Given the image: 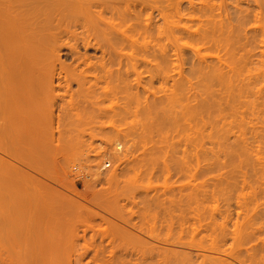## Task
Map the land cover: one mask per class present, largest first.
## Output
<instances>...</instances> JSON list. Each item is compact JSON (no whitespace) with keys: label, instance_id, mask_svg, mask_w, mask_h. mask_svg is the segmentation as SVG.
Returning a JSON list of instances; mask_svg holds the SVG:
<instances>
[{"label":"bare ground","instance_id":"obj_1","mask_svg":"<svg viewBox=\"0 0 264 264\" xmlns=\"http://www.w3.org/2000/svg\"><path fill=\"white\" fill-rule=\"evenodd\" d=\"M165 40L168 42L162 43ZM65 62L78 68L84 64L80 68L89 76H95L97 70L100 79L136 90V79L129 78L130 62L165 63L163 81L179 76L181 95L175 98L173 93L167 96L164 91L168 103L148 104L145 100L142 106L146 107L140 108V113L164 120L168 109L178 106L192 121L190 142L195 141L192 144L196 146L190 157L195 161L189 158V162L195 165L189 166L192 172L187 168L189 180L184 183L187 190L192 188L177 196H166V202L150 199L157 207L148 203L150 197L146 202L142 200L156 210L151 208L153 212L145 205L137 206L134 197L127 198L138 209L125 215V203H120L123 199L117 194L108 195L110 199L103 195L105 201L101 193L93 190L95 183L117 185L118 167H112L111 161L122 162L124 155L114 149L92 166L89 184L84 186V192L76 194L101 207H111V201L113 208L107 211L116 221L97 215L76 199L66 201L62 193H55L53 203L45 204L39 198L36 206L27 208L30 200L23 197V192H0V200L23 207L36 220L17 225L16 229L8 228L9 250L16 251L8 257L12 255L16 261L11 262L14 257H10L5 264H84L81 261L87 255L98 264H264V220L252 221L255 204L251 217L250 212L246 215L241 210L232 217L227 208L220 210L210 205L207 209L204 201L213 195L206 176L218 166L220 158H224L223 166L227 159H235L238 165L231 163L239 167L241 179L248 176V168L252 172L257 166L264 169L260 153L264 143V0H0V166L9 172L21 171L15 163H22L23 148L29 145V155L33 151L31 130L41 125H59L58 120H41L39 115L44 108L43 99L53 97L45 103L46 109L58 96L62 68L67 72ZM184 62L190 64L186 70L182 68ZM90 69L95 75L88 72ZM81 70H76L75 75ZM54 78L59 80L56 85ZM83 81L80 82L85 84ZM206 143L217 149L205 147ZM115 144L119 149L120 143ZM166 159L162 171L170 177ZM222 165L218 170L225 168ZM43 174L51 177L47 172ZM198 176L205 177L208 186L202 182L199 186ZM36 182L40 189H48L45 183ZM245 182L242 179V185L250 187ZM88 190L92 199L88 198ZM253 194L252 200L258 199ZM245 195L242 193V198L251 197ZM202 202L205 206L200 205ZM97 216L98 221L94 220ZM239 216L242 223L234 220ZM163 229L166 235L170 233L166 240L161 237ZM88 231L90 236L86 237ZM66 238L70 239L69 248L64 245ZM162 239L181 249L151 244H163ZM79 240L83 243L79 244ZM67 253L74 258H66Z\"/></svg>","mask_w":264,"mask_h":264},{"label":"rangeland","instance_id":"obj_2","mask_svg":"<svg viewBox=\"0 0 264 264\" xmlns=\"http://www.w3.org/2000/svg\"><path fill=\"white\" fill-rule=\"evenodd\" d=\"M164 42L168 41L165 40L162 43ZM64 64L65 66H67L64 67L67 69V72H64V69L62 68V72L64 74L61 73L62 77L60 76L61 78H59V80L61 81H59L58 79L56 80V78H54L55 80H53L54 85L57 84V81H59V83L61 82V88H58V96H56L55 100H53L52 103L54 104L51 105L52 107H50V105L48 104L49 106H47L46 109L45 103H49L53 99V97H51V100H49L50 98L43 99V102L45 101L44 108H42L39 115L40 119L45 121L46 119L47 121L51 120L50 118H52V120L54 119V121L56 119L59 121V125H54L53 128L52 126L50 127L48 125H41L40 127H37V129L31 130V134L34 138L33 144H30L31 146L33 145L31 147L33 148V151H31L30 154L31 157H29L30 155L28 154V152L26 153V150H31L28 145V147L26 146L27 149H22V163H15L18 165L22 172L19 171L16 173H12L9 172V170L4 166H0V179H3V183L0 184V192H23L25 196H22L30 200V207L27 208L36 206V201L39 198H42L45 204L48 202H55L56 197L54 195L58 192L67 197L66 201H69V198L76 199L86 205L97 215L105 216L116 221V219L110 216L107 211V209L113 208L111 201L109 203L111 204V207H108V205H103V207H101L99 205L89 203L88 201H84L76 194L77 192L85 191L84 186H87L89 184L88 180L90 178H88V176L92 172V166L99 162L101 158L107 157L106 155H104L106 152H114V149L116 150V152L118 150L119 153L124 155V158L122 159L124 161H118L120 164L118 162L111 161L112 167H118L117 173L119 176V180L117 185H114L113 183L109 185L104 182L95 183L93 190L101 193L102 199L104 200L105 198L103 197V195L110 199L111 197H109L108 195H111L113 193L117 194L120 199H123V201L121 200L120 203H125L124 206H122V211L125 215H127L130 210H137V206L141 207L142 205L147 206V209L149 207L151 212H153L154 209L151 206H148L150 205L148 203L153 204L152 201H155V199L157 198L160 200H164L167 199L168 196L169 198L170 196H177L179 195V193L185 191L187 192L190 188H192L188 186L189 189L187 190V184H185L186 187L184 185V183H186L185 181H187L189 177L188 172H190V170L187 168L193 162H189V158L191 160L193 159V157L191 158L190 156H192L193 154L191 152L195 150L193 147L196 146L193 145L195 141L193 142L192 140V142H190V140L193 138L191 135L192 130L190 129L192 121L189 120L188 116H186V114L178 106L174 108L170 107L166 112V118L164 120H161L162 118H157V120H154L155 117H151V115L146 116L145 114L140 113V108L143 109V107H146L142 106L145 100L148 101V104H152L153 102L156 103V101L162 105H164L165 102L168 103V99L166 98L165 100L164 91H166L167 96H170L173 93L172 95L174 96L172 97L176 98L175 95L180 94V89L178 87L180 86V84L178 81H180L181 79L179 80V76L176 75L174 80L167 79L166 81H163L165 79L163 78V76L161 77V75H163V73L165 72L166 65H163L165 63L130 62L132 66L129 67L128 65V68L130 71L132 70L130 73V76L132 78H129L131 79V81L133 79H136V83H133L136 84V88L139 85L137 91L133 86V88L131 89V87H123L124 85H122V83L119 84V82L113 83L111 81H104L105 79L99 78L100 75L98 76L97 70V72L95 71V75L93 74L94 72H91L90 69L88 72H91L90 74L98 76L99 78L95 81V76H89V73H87V71L82 72L80 67H82L84 64H82V66L79 65V68L78 66L74 65H72L73 67H70V65L72 64L71 62H65ZM189 65V63L184 62L182 63V68L186 70ZM75 67H77V69ZM90 67L92 68V66ZM118 67V65H114V68ZM125 67L126 66H124L123 68L125 69ZM86 68L87 66H85V69ZM75 69L77 71L81 70L82 73L79 72V74H82V77L79 74L78 76L75 75ZM82 69L85 70L84 68ZM73 70L74 74L72 76V73L70 74V72H72ZM84 72H86V75ZM74 76L77 78H75ZM83 76H87V78L84 79ZM101 78L105 77H102L101 75ZM82 79L84 80L83 82H85V84H82V82H80ZM92 82L96 83L97 85L95 84L96 86H94ZM66 86L68 87V89L65 88ZM102 88H105V90ZM105 93L108 94L106 95ZM92 99L94 102L91 101ZM161 101H163V103H161ZM107 113L110 114V116ZM158 119L164 122V126H162V123L160 124V121ZM98 121H100V123H98ZM116 142L120 143L119 149H116ZM205 145V147H214V149H217L215 145L210 146V144L208 143H206ZM263 146L264 143H261L260 149L263 151L260 153L263 155L259 154V156L261 155L262 157H264ZM164 158H167L165 163L167 164V166L169 165L171 178L166 177V175L164 174V170L162 171L165 160ZM225 158L227 159V157ZM221 159L222 158H220L219 160L220 163L218 162V166H214V172L212 170L211 174L208 173L206 176V179L209 180L207 183L210 184L209 190L210 192L212 191L213 194L211 195L208 193L209 196H211L206 197V199L204 198V201L206 200L205 205H207V209L211 208V206H216V208L218 206V209L220 210H225L227 208L228 211H231L232 217L236 216L234 213H237V211L241 210L242 213L244 211L243 214L247 213L246 215H248L249 212V216H252L253 214L252 217L250 216L252 218V221L254 218L256 222H258V220L263 221L264 215L262 212L264 210V192L261 193L260 191H262V188L264 187V169H259V166H257L256 172H252L253 170L250 168L246 169L245 172L248 173V176L246 175V177H242V179L245 178L250 187L247 186L248 184H245L246 186H244L242 185V179L240 178L242 176V174L240 173V169H237L239 167H237L238 164L236 160L233 158L231 160L227 159L229 163L228 164L226 161V163L229 165H227V167L226 163L224 164V166L222 165V160L224 158L222 160ZM231 162H236L235 164L237 165ZM118 164L119 166H117ZM220 164L225 168L218 170L221 168ZM232 165H235L236 167H233ZM111 166L109 167V169L111 168ZM133 170L139 174L136 176V173ZM192 171L193 170L191 169V172ZM43 172H47L51 177H45ZM163 174L165 175V178ZM133 176L134 178L135 176L137 178L134 179ZM211 176L215 177L212 179ZM4 179L6 181H4ZM36 180L45 183L48 189H40L39 184L36 182ZM86 180L88 183L85 182ZM196 180L197 182L200 181L198 182V184H201V182L203 184L206 183V181H204L205 177L203 178L202 176H198ZM84 183L87 184L84 185ZM193 183L194 185H196V181ZM207 183L205 185L208 186ZM205 185L201 187L207 190V187H205ZM261 185H263V187ZM243 186L245 187V189ZM210 187L214 190H212ZM205 190L203 191L205 192ZM209 190L207 192H209ZM39 191L42 192L41 195L39 194ZM248 191L252 193L250 194V192L248 193ZM256 191L259 193H255ZM245 192L248 195H245ZM242 193L243 196H246V198L250 196L252 198H242ZM252 194L256 196V198H258L254 199L255 201L257 200V204L254 200H252L254 198ZM87 195L89 199L93 198L91 191H89ZM151 196H155L156 198H152ZM131 197H134L136 200H138L137 206L127 201V198ZM147 198H149L148 201H150V199L154 200L146 203V205L143 202L145 201V199L147 200ZM243 199L245 200L244 202ZM164 201L166 202V200ZM164 201H161V203ZM240 201L242 202L241 204L249 202L250 205L249 203H247L240 206ZM139 202L141 203L139 204ZM205 202H202V204L200 205L205 206L203 204ZM208 205L211 206L208 207ZM245 206H247V208H244ZM206 207H204V209ZM240 207H243V210ZM252 207L255 208V211L252 210ZM252 211H254V213ZM71 216L73 218L74 215ZM241 217H244V215ZM238 218L240 219V216ZM99 219L100 218L98 216L94 218V220L97 221ZM239 219L234 220L242 223L240 221H242L243 218H241L240 220ZM34 221L36 220H34L32 217L30 218L27 214V210L23 207L14 206L10 204V201H8L7 199L2 198L0 200V264H5V261L12 257V255L8 257V254L11 253V251L9 250L10 246L7 239L9 238L8 234H10V230H12L13 227L14 229H16L15 227L17 225H23L26 223L31 224ZM8 228L10 230H8ZM7 230L9 233L7 232ZM174 231L175 230H173V233H175ZM79 233H81V231H79ZM13 234L14 232H12L11 235ZM161 235V237H164L165 239V236H169L170 233L169 235H166L163 229ZM89 236L90 232L88 231L86 233V237ZM174 236V238H176V235ZM172 237L173 236L171 234V237H169V239ZM164 239H162V242ZM96 241H98L97 238ZM79 242V244H81L83 243V240H79ZM152 242L153 244L155 243L158 246L161 245V248L162 246H165L173 249H181V247L169 245L165 242H163L164 245L159 244L155 241H151V244ZM64 245L66 248H69L71 246L69 238L65 239ZM14 252L16 251L12 249V253L15 255ZM67 255L69 254H66V258L68 257ZM211 255H214V257L215 255L218 256L217 254L213 253H211ZM69 256H71L70 258H74L73 255ZM14 259L15 257L11 260V262L16 261ZM81 262L84 264L99 263L97 261L91 260V255H87L86 257H84ZM11 264H16V262H13Z\"/></svg>","mask_w":264,"mask_h":264}]
</instances>
